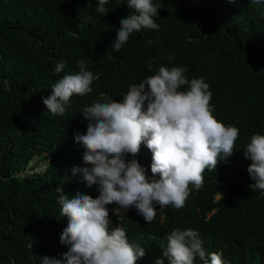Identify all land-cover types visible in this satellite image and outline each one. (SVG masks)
I'll list each match as a JSON object with an SVG mask.
<instances>
[{
    "label": "trees",
    "instance_id": "16d2710c",
    "mask_svg": "<svg viewBox=\"0 0 264 264\" xmlns=\"http://www.w3.org/2000/svg\"><path fill=\"white\" fill-rule=\"evenodd\" d=\"M124 2L109 0L102 15L96 0H0V264H40L42 256L67 250L59 242L56 188L72 196L80 181L70 168L82 165L83 151L74 153L65 125L44 122L38 105L51 83L79 70L78 60L92 74L112 75L110 88L102 86L112 93L160 66H182L187 78L208 83L213 117L239 129L233 154L203 171L198 190L188 186L181 208H157L149 224L135 210L124 219L128 242L145 251L136 264H154L166 234L189 228L206 256L219 252L228 264H264V193L249 186L250 160L243 156L249 137L264 134V4L152 0L159 27L134 31L114 51L119 19L132 11ZM58 61L65 67L57 74ZM44 153L53 160L47 171L18 177ZM145 158L138 162L151 176V153Z\"/></svg>",
    "mask_w": 264,
    "mask_h": 264
},
{
    "label": "clouds",
    "instance_id": "9594fccd",
    "mask_svg": "<svg viewBox=\"0 0 264 264\" xmlns=\"http://www.w3.org/2000/svg\"><path fill=\"white\" fill-rule=\"evenodd\" d=\"M108 3L96 0L95 12L103 15ZM124 3L132 11L119 19L111 43L114 51L134 31L159 27L152 0ZM76 64L79 70L51 83L38 105L44 122L56 129L65 125L74 153L83 151L82 165L70 168L71 176L80 181L72 196L56 188L59 242L67 250L59 257L42 256L40 264H136L145 251L139 243L128 242L131 229L124 226V219L135 210L149 224L157 208L169 204L181 208L188 186L198 190L203 171L213 170L218 160L233 154L239 129L213 117L208 83L202 77L187 78L182 66H160L155 74L112 93L102 87L110 88L112 75L92 74L84 60ZM64 67L58 61L53 71L58 74ZM150 153L152 175L146 176L138 160L144 163ZM136 154L143 159L137 160ZM48 155L38 156L49 162L45 171L53 161L45 160ZM129 155L132 158L126 159ZM243 156L250 160L246 171L253 183L249 186L264 193V134L249 137ZM25 171L18 177L36 174L22 176ZM163 245L154 264H194L195 258L200 264H228L219 252L206 256L194 229L171 230Z\"/></svg>",
    "mask_w": 264,
    "mask_h": 264
},
{
    "label": "rangeland",
    "instance_id": "374dc122",
    "mask_svg": "<svg viewBox=\"0 0 264 264\" xmlns=\"http://www.w3.org/2000/svg\"><path fill=\"white\" fill-rule=\"evenodd\" d=\"M42 160L43 159H40V157H38L34 161H32L31 165H29L28 169L23 173L22 176H27L29 174H34L40 171L44 172L49 162ZM222 194L223 193H221L220 196H222ZM220 196H218L217 198H219Z\"/></svg>",
    "mask_w": 264,
    "mask_h": 264
}]
</instances>
